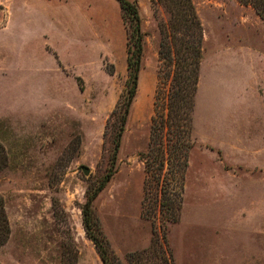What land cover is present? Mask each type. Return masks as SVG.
Segmentation results:
<instances>
[{"label":"rangeland","instance_id":"obj_1","mask_svg":"<svg viewBox=\"0 0 264 264\" xmlns=\"http://www.w3.org/2000/svg\"><path fill=\"white\" fill-rule=\"evenodd\" d=\"M130 1L144 33L138 88L114 173L93 203L110 250L128 264L165 227L174 264H264V20L239 0H192L203 28L194 146L179 219L168 223L145 199L140 155L169 14ZM126 43L116 0H0V196L10 230L0 264H103L80 206L110 167Z\"/></svg>","mask_w":264,"mask_h":264},{"label":"trees","instance_id":"obj_2","mask_svg":"<svg viewBox=\"0 0 264 264\" xmlns=\"http://www.w3.org/2000/svg\"><path fill=\"white\" fill-rule=\"evenodd\" d=\"M127 27L126 70L122 93L111 112L112 151L110 167L97 183L86 190L80 206L82 226L92 241L103 264H122L110 250L94 209V200L114 173L121 137L137 93L142 65L144 33L136 2L116 0ZM167 11L166 24L159 26L161 40L158 49L159 67L150 117L149 142L140 155L145 171V199L158 209L164 222L175 223L182 206V188L189 153L194 146L193 124L199 72L202 59L203 28L192 0H151ZM252 6L264 20V0H239ZM7 155L0 143V170ZM151 210H148L150 212ZM9 224L0 196V248L9 236ZM128 264H174L167 244L165 227L161 236H154L150 245L127 255Z\"/></svg>","mask_w":264,"mask_h":264},{"label":"water","instance_id":"obj_3","mask_svg":"<svg viewBox=\"0 0 264 264\" xmlns=\"http://www.w3.org/2000/svg\"><path fill=\"white\" fill-rule=\"evenodd\" d=\"M83 172H84L85 174H88L89 169H88L87 167H84V168H83Z\"/></svg>","mask_w":264,"mask_h":264}]
</instances>
